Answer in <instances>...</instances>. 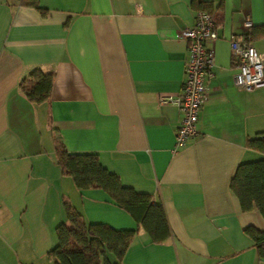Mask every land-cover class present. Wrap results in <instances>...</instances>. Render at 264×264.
<instances>
[{"label": "crops", "instance_id": "0c3cea01", "mask_svg": "<svg viewBox=\"0 0 264 264\" xmlns=\"http://www.w3.org/2000/svg\"><path fill=\"white\" fill-rule=\"evenodd\" d=\"M198 1L218 22L214 75L198 134L175 149L182 112L160 99L182 89L192 0H0V264H54L67 206L89 223L136 227L105 190L77 189L57 140L162 200L172 238L157 244L140 231L121 264H264L246 231H264V217L242 211L230 187L241 162L264 157L246 146L264 132V87L236 85L230 45L250 18L264 51V0ZM37 69L54 75L44 102L20 88Z\"/></svg>", "mask_w": 264, "mask_h": 264}, {"label": "trees", "instance_id": "16d2710c", "mask_svg": "<svg viewBox=\"0 0 264 264\" xmlns=\"http://www.w3.org/2000/svg\"><path fill=\"white\" fill-rule=\"evenodd\" d=\"M199 9L215 14L209 6L192 0ZM23 5L41 8L38 0H21ZM200 5V7H199ZM254 30V29H253ZM252 30V34H253ZM54 75L34 70L20 83L22 92L32 102L49 99ZM246 146L264 155V132L247 138ZM57 161L66 176H71L79 190L101 188L135 220V229L119 230L104 223H89L73 206H67V220L57 227L58 244L49 251L54 264H121L129 245L140 231L149 234L153 243L172 238L165 206L149 193L125 186L120 178L106 169L95 153H72L57 140ZM230 187L240 200L244 212L259 211L264 217V157L241 162ZM247 233L255 241L258 255L264 258V231L249 226Z\"/></svg>", "mask_w": 264, "mask_h": 264}, {"label": "built area", "instance_id": "2783aa9c", "mask_svg": "<svg viewBox=\"0 0 264 264\" xmlns=\"http://www.w3.org/2000/svg\"><path fill=\"white\" fill-rule=\"evenodd\" d=\"M243 27L242 36L233 37L230 41L234 62L238 67L235 83L241 89L253 90L264 87V51H259L252 43L253 21L245 19ZM217 30L213 14L199 9L194 22L180 31V37L189 43L182 89L176 96L160 99L175 104L182 112L175 149L198 134L199 115L209 98L208 82L214 75L215 52L209 42L218 38Z\"/></svg>", "mask_w": 264, "mask_h": 264}]
</instances>
